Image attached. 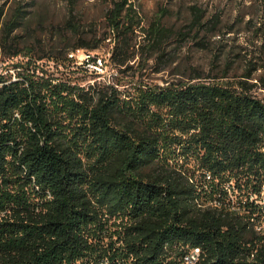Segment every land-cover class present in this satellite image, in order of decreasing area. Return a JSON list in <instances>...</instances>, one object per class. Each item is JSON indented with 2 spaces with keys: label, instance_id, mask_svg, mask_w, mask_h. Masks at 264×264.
<instances>
[{
  "label": "trees",
  "instance_id": "16d2710c",
  "mask_svg": "<svg viewBox=\"0 0 264 264\" xmlns=\"http://www.w3.org/2000/svg\"><path fill=\"white\" fill-rule=\"evenodd\" d=\"M64 1L63 47L49 55L18 33L35 1L0 4V54L29 57L15 80L0 72V264H164L176 244L201 246V264H234L242 241L264 243L251 221L264 222V20L192 4L179 27L166 8L146 25L131 0H107L101 32ZM107 41L113 81L81 85L38 65L68 68ZM149 69L164 85L141 80Z\"/></svg>",
  "mask_w": 264,
  "mask_h": 264
},
{
  "label": "rangeland",
  "instance_id": "374dc122",
  "mask_svg": "<svg viewBox=\"0 0 264 264\" xmlns=\"http://www.w3.org/2000/svg\"><path fill=\"white\" fill-rule=\"evenodd\" d=\"M30 0H0V4L6 3H26ZM34 4L31 7L28 20L19 30V36L23 45L34 47L35 54H43L51 52V49L58 44L61 48L60 36L63 35L62 26L68 17L69 4L64 0H34ZM107 0H76V7L78 11V19L85 21L87 25L96 24L99 27V31L104 30V13L107 7ZM140 10L142 17L147 25L149 22L157 17L160 8L169 9L172 12L170 18L166 20V23L173 26H181L183 21L188 15V7L192 4H197L208 9V12L212 14L215 11H221L225 20H232L238 10H242L246 13H252L257 17L258 21L264 20V0H131ZM86 29V28H85ZM91 32L90 28L87 27ZM92 34V33H89ZM70 37V36H69ZM91 37V35H89ZM140 39L143 36L139 37ZM72 39V44H77L76 39ZM247 39L242 37L240 43L248 45L249 49L252 46L251 43L246 42ZM23 46V47H24ZM113 44L109 41L104 43L97 51L89 52L86 49L77 50L72 56V66L65 68L64 66L56 67L53 61H42L39 64L45 65V69L48 70V74L54 78H67L72 77L73 81L81 85H88L94 81H111L117 76V71L108 64L109 52ZM45 51V52H44ZM90 55V56H88ZM181 57L186 60L193 59L194 63L207 67L210 61L207 53L201 52H188L184 49L181 53ZM102 60L103 65L99 68H95V64L92 59ZM29 57L25 56L23 52L20 56L9 59L4 58L0 54V72L4 74H11L13 80H15L18 69L17 65L27 62ZM150 63L149 65H151ZM77 67H80L78 69ZM84 70H89V74H86ZM92 71H96L100 76L92 75ZM140 71L141 80L144 83L152 85H164V80L168 78L167 74H155L151 72V69ZM97 77V78H96ZM264 196V194H263ZM236 202H240L243 199L232 196ZM253 201V200H250ZM255 203L264 208V197L254 199ZM110 226L116 227L115 224ZM115 229V228H114Z\"/></svg>",
  "mask_w": 264,
  "mask_h": 264
},
{
  "label": "built area",
  "instance_id": "2783aa9c",
  "mask_svg": "<svg viewBox=\"0 0 264 264\" xmlns=\"http://www.w3.org/2000/svg\"><path fill=\"white\" fill-rule=\"evenodd\" d=\"M90 56V55H88ZM95 68H99V66L103 65V61L97 60L94 63ZM251 221L254 223L253 228H260V235H264V222H260L256 216L251 218ZM183 246L184 245H169L167 249V253H173L164 260V264H183V263H196L201 264L204 260V249L201 246H191L195 247V254H184L183 253ZM261 249H263V245H259V249H251V248H244L242 244V252H249L251 255V261H258L261 258ZM108 262H111L110 257H106ZM237 259V255L235 257ZM239 260V259H238ZM133 258H130V262L128 264H134ZM88 264H97L90 261Z\"/></svg>",
  "mask_w": 264,
  "mask_h": 264
},
{
  "label": "bare ground",
  "instance_id": "6f19581e",
  "mask_svg": "<svg viewBox=\"0 0 264 264\" xmlns=\"http://www.w3.org/2000/svg\"><path fill=\"white\" fill-rule=\"evenodd\" d=\"M262 210V209H261ZM256 212V211H255ZM234 215V214H233ZM241 216V215H240ZM244 218V217H243ZM247 219V217H246ZM249 224V223H248ZM247 225V224H245ZM244 225V226H245ZM243 226V227H244ZM246 228V227H245ZM244 229V228H243ZM249 230V229H248ZM255 231V234L258 237H263L264 235H260V228H254L253 229ZM249 232V231H248ZM249 234V233H248ZM248 237V236H247ZM251 237V236H250ZM256 237V236H255ZM261 239V238H260ZM254 240V239H253ZM252 241V240H251ZM247 242V241H246ZM240 243V242H239ZM242 244L244 246V248H251V249H259V245H263L264 243L261 240H255L254 242H248V243H244L243 241L239 244L238 248L236 249V253H237V259H233L234 260V264H256L258 263V261H251V255L249 254V252H242ZM179 245V244H176ZM169 245H166L165 248L166 250L168 249ZM236 247V246H235ZM208 251V250H207ZM262 252V249H261ZM264 252V251H263ZM262 252V253H263ZM183 253L184 254H195V247H190V246H183ZM233 253V254H236ZM261 253V255H262ZM208 254V253H207ZM110 255V254H109ZM108 256V255H107ZM106 256V257H107ZM205 251H204V257H205ZM106 257H102L100 259H97L96 261H93L94 263L97 264H128V262H130V259L127 258H121L117 257L114 259H111V262H108ZM111 257V256H109ZM115 257V256H114ZM208 257V256H207ZM239 259V260H238ZM219 260V259H218ZM217 260V262H218ZM232 260V261H233ZM229 262V261H228ZM214 263V262H213ZM183 264H196V263H183ZM215 264V263H214ZM228 264V263H227Z\"/></svg>",
  "mask_w": 264,
  "mask_h": 264
}]
</instances>
